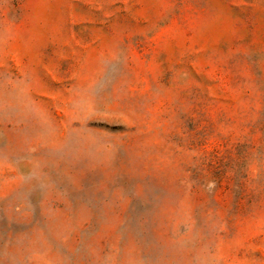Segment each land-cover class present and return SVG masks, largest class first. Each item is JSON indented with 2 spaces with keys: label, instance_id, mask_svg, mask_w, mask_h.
Listing matches in <instances>:
<instances>
[{
  "label": "rangeland",
  "instance_id": "374dc122",
  "mask_svg": "<svg viewBox=\"0 0 264 264\" xmlns=\"http://www.w3.org/2000/svg\"><path fill=\"white\" fill-rule=\"evenodd\" d=\"M0 264H264V0H0Z\"/></svg>",
  "mask_w": 264,
  "mask_h": 264
}]
</instances>
